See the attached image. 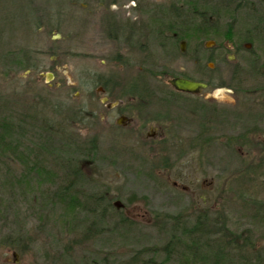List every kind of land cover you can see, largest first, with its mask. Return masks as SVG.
<instances>
[{
    "label": "rangeland",
    "instance_id": "rangeland-1",
    "mask_svg": "<svg viewBox=\"0 0 264 264\" xmlns=\"http://www.w3.org/2000/svg\"><path fill=\"white\" fill-rule=\"evenodd\" d=\"M181 1L0 0V106L23 132L18 151L3 150L0 137V264H127L140 249L165 246L173 219L193 222L199 214L222 216L232 231L250 232L264 245V75L251 76L246 62L264 46L247 45L239 56L233 44L215 43L203 61L213 54L215 61L203 65L214 72L203 70L191 45L181 53L176 44L161 50L148 30L161 15L154 6ZM119 15L139 30L126 63L108 37ZM251 22L243 9L223 25L234 23L246 36ZM21 52L35 64L31 71L9 66ZM239 66L246 71L241 87L234 79ZM184 75L205 76L210 86L178 93L170 80ZM140 78L148 92L142 99L126 91ZM121 115L126 125L116 123ZM71 138H95L98 146L92 161H81L77 191L104 193L133 226L112 213L102 234L85 243L93 218L67 213L50 187L62 178L54 157L81 159ZM34 153L48 170L37 190L35 180L22 179ZM180 250L170 264H187Z\"/></svg>",
    "mask_w": 264,
    "mask_h": 264
},
{
    "label": "trees",
    "instance_id": "trees-1",
    "mask_svg": "<svg viewBox=\"0 0 264 264\" xmlns=\"http://www.w3.org/2000/svg\"><path fill=\"white\" fill-rule=\"evenodd\" d=\"M112 4H116V2L113 1ZM154 7L158 12L160 11L161 15L158 19H156V15H153L156 20H153V27L148 29L149 34L155 40L161 41L166 46L165 48L172 44L179 46V42L185 41L192 46L191 51L194 54V59L200 61L201 67L207 72H214L212 68L208 67V63L215 61L212 54L209 60L203 62L208 56L207 53L215 50L212 49L211 51L206 47L208 41H214L218 45L229 42L233 44V48H236L235 51L239 56H241V52L251 49L247 45L251 47L259 42L264 46V0H260L255 5L250 3L249 0H182L180 3H173L161 9L158 6ZM243 9L248 10L252 18L249 29L243 32L247 33L246 36L236 31L234 23L223 25L226 19L232 20ZM155 26L157 29H155ZM222 28H225V30ZM177 49L181 53V48L178 47ZM227 51L235 54L232 50ZM251 53L254 56L246 60L247 64L249 63L248 73L251 76L261 77L264 75V63L262 62L264 50L263 54L259 52H256V54ZM11 57H13V60L9 61L11 68L17 67L16 69L23 71H31L35 68V64L25 53L21 52L20 55L14 54ZM206 62L208 63L204 66L203 63ZM144 72L156 76V73L152 71ZM234 72L235 84L241 87L242 74L246 71L239 66ZM160 74H164V72ZM182 77L197 79V77L185 75ZM206 78L202 76L199 79L205 81ZM142 79L140 78L126 89L128 93L138 95L141 99L148 93L147 84ZM0 104L2 106L1 98ZM1 106L0 137L3 139V142L1 141L3 150L18 151L21 148L22 129L21 127L15 128L9 117L2 115L3 109ZM71 140L76 143V145H73L78 157L81 159L79 160L75 156L65 157L63 155L54 157V163L59 165L62 178L59 183H54L52 184L54 186L50 187L54 191V197L59 198V203L64 205L67 213H71L75 217L84 212L87 214L86 220L87 218L89 220L91 217L93 218L89 224H85L83 233L85 243L95 240L102 234L103 225L107 220H112L114 217L112 213L118 215L116 218H118L120 225L133 226L134 221L125 216L123 210L117 211L114 207L115 201L104 193L84 194L77 191L78 182L84 178L82 169L84 165L81 161H92L97 155L98 146L95 138L88 140V142L77 138H71ZM24 147L29 148L30 146ZM259 148L261 149V145ZM262 151H264L263 148ZM30 159L33 164L25 168L22 179L25 181L30 178L33 181L35 180L34 184L36 186L34 189L37 190L46 185L48 179L46 180L44 174L48 173V170L42 163L36 161L38 156L35 153ZM42 162L46 163L47 161ZM77 210L81 211L78 212ZM99 224L100 226H98ZM169 234L170 237L165 246L140 249L136 251L127 264H170L174 259L178 246L181 247L180 258L184 262L186 261L187 264H264V245L258 246L250 236V232L245 235L232 231L228 226V220L222 216L213 220L207 215L199 214L193 222L178 216L173 219ZM159 254L165 256L161 262L157 261Z\"/></svg>",
    "mask_w": 264,
    "mask_h": 264
},
{
    "label": "flooded vegetation",
    "instance_id": "flooded-vegetation-1",
    "mask_svg": "<svg viewBox=\"0 0 264 264\" xmlns=\"http://www.w3.org/2000/svg\"><path fill=\"white\" fill-rule=\"evenodd\" d=\"M111 19H112V17H111ZM113 19H115L116 22L112 23L110 25V28L115 31V35H111V33H108V37H109V39L111 41H113L114 43H117L118 45H120L119 48H118L119 51H120L118 53L119 54L118 56H121L120 58H122V61H124V63H126L125 57L127 55H131L132 54V49L134 48L135 45H136V48L138 49V45H137V42L135 41V37H137V35L139 36V30L135 29V26H136L135 22H130L129 19H125L124 21H120V15L117 16V18H113ZM140 32H141L140 34L143 33L142 31H140ZM144 34H143L144 37L145 36L148 37V34H146V33H144ZM160 42L161 41H157L159 48H161V50L162 49L166 50V48H165L166 46H164L162 44V42L161 43ZM147 43H149V41H147ZM141 45H142L143 48H145L144 50H141V51L144 52V54H146L147 58H149V54L146 53L148 51V49L146 50V46L148 47L149 45H144L142 43H141ZM179 47L181 48V42H179ZM206 47L208 48L207 44H206ZM127 58L128 57H126V59ZM200 77H197V79H195V81H198V82L206 84L207 88H208L210 86L209 79L206 78L205 81H201V79H199ZM188 79H190V78H188ZM102 92H104V90H102ZM185 94H187V93H185ZM123 116H125V115H123Z\"/></svg>",
    "mask_w": 264,
    "mask_h": 264
},
{
    "label": "water",
    "instance_id": "water-1",
    "mask_svg": "<svg viewBox=\"0 0 264 264\" xmlns=\"http://www.w3.org/2000/svg\"><path fill=\"white\" fill-rule=\"evenodd\" d=\"M215 45V43L213 41H209L207 43V46H213ZM249 46V45H248ZM186 49V42H182L181 43V50L182 52H184ZM51 76V74L49 75ZM170 84L172 85V87L179 91V92H183V93H189V94H197L200 93L203 89L207 88V85L198 81H194V80H190L187 78H183V77H175L172 78L170 80ZM115 105L109 104L108 107H114ZM130 121L127 117L123 116L121 118H119L117 120V124L118 125H126L127 122ZM15 257H17V255H14Z\"/></svg>",
    "mask_w": 264,
    "mask_h": 264
}]
</instances>
